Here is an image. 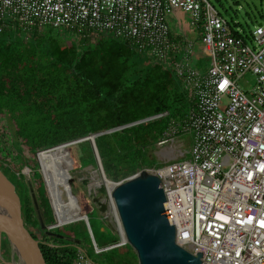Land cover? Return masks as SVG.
I'll return each mask as SVG.
<instances>
[{"label":"trees","instance_id":"obj_1","mask_svg":"<svg viewBox=\"0 0 264 264\" xmlns=\"http://www.w3.org/2000/svg\"><path fill=\"white\" fill-rule=\"evenodd\" d=\"M198 28L202 32V26ZM232 31L237 38L252 41V29L239 31L235 23ZM172 33L171 26L173 39ZM174 42L177 45L162 62L139 51L133 42L109 33L24 25L13 18L0 30V168L17 187L26 226L40 241L47 264H87L79 259L85 237L73 228L78 222L86 224L84 219L50 229L64 237L49 234L46 229L57 223V214L61 222L85 215L83 209L91 215L87 203L76 208L78 216L67 217V201L60 202L53 180L56 174L69 180L74 165L97 164V159L89 141L41 153L54 208L42 170L38 169L37 153L161 114L96 137L105 173L113 181L161 166L151 148L167 136L172 126L182 132L184 120L195 107L192 87L173 67L182 58L184 44L179 45L182 39ZM196 67L204 68L199 63ZM73 148H80L83 154L72 156ZM25 167L31 172H23ZM30 182L45 229L41 228ZM73 200L80 204V197L73 196ZM93 234L99 248L115 244L119 238L99 236L94 228ZM123 246L126 250L121 252ZM10 248L4 234V257H9ZM86 254L94 264H138L137 254L128 243L99 253L102 260Z\"/></svg>","mask_w":264,"mask_h":264},{"label":"built area","instance_id":"obj_2","mask_svg":"<svg viewBox=\"0 0 264 264\" xmlns=\"http://www.w3.org/2000/svg\"><path fill=\"white\" fill-rule=\"evenodd\" d=\"M177 10L202 26L210 65L206 72L193 67L194 42L179 43L182 58L173 67L195 97L181 126L191 135L190 158L149 171L162 179L177 242L202 252L203 264H264L263 23L245 42L232 31L236 22L229 23L210 0H0V30L13 18L24 25L109 33L163 62L177 45L170 25ZM247 73L256 77L250 90L239 85ZM168 134L159 145L171 140ZM79 259L94 264L81 249Z\"/></svg>","mask_w":264,"mask_h":264},{"label":"water","instance_id":"obj_3","mask_svg":"<svg viewBox=\"0 0 264 264\" xmlns=\"http://www.w3.org/2000/svg\"><path fill=\"white\" fill-rule=\"evenodd\" d=\"M261 24L262 23H259V25ZM160 115L161 114L153 115L99 133H90L85 137L39 151L37 155L42 167L40 158L41 153L82 141H90L102 176L100 185H104L107 188V198L115 205V210L120 218L123 234L125 235V242L130 244L136 252L138 264H203L202 252L194 254L180 245L176 240V226L172 224L167 217L165 209L167 196L164 188L161 186L162 179L159 175L150 172L149 169H142L126 180L113 181L107 177L102 164V159L96 143L97 136L112 133L124 129L125 127L157 118ZM108 183L112 187L111 190L108 188ZM29 184L33 201L41 221V228L45 229L47 226L44 223L38 200L33 192L34 188L31 182ZM94 199L97 201V198ZM99 204L102 206L101 209L105 211L106 204L103 202H99ZM53 206L55 207L54 203ZM81 219H84L88 224L94 248L98 253L120 244L117 243L106 248H99L92 233L89 217L84 215ZM71 221L73 220L67 222ZM67 222L58 220L57 223L50 227L59 226ZM47 233L64 237V235L50 230H47ZM4 234L11 247L10 261L1 253V240ZM74 241L80 243L79 239H75ZM80 249L86 252L83 247H80ZM0 264H47L40 247V241L34 238L26 226L22 212L21 197L17 191V187L1 168Z\"/></svg>","mask_w":264,"mask_h":264},{"label":"rangeland","instance_id":"obj_4","mask_svg":"<svg viewBox=\"0 0 264 264\" xmlns=\"http://www.w3.org/2000/svg\"><path fill=\"white\" fill-rule=\"evenodd\" d=\"M210 2L215 6V8L221 13V15L229 23L236 22L237 28L240 30L241 28L245 29L246 31H249L250 29L254 30L259 23L264 24V0H210ZM170 22L172 23L173 28H175V26H178L180 28V32L183 36L181 39L183 42H188V41L194 42V52L191 57V65L195 68H198L196 67V63H199V65L201 64L202 67H204L201 71L205 72V67L208 69L210 65V59L207 53L204 51L205 45L202 42L203 33L201 32V30L200 31L198 30L199 28L197 26L191 25L190 14L184 10H177L175 13L171 15ZM173 28H172V32L174 34ZM255 84H256V77L252 73H247L246 75H244L239 79L240 87H242L245 90L248 89L250 90L251 88H253V86H255ZM224 103H227V99L224 100ZM174 131H176V133L173 134ZM168 136L171 137L170 138L171 140L167 144L159 145L157 143L154 147L151 148V154L156 156V158L162 163L161 166L165 165L170 160L189 159L190 154L188 153V150L191 146L190 133L185 131L179 132L176 126H172L171 129L169 130ZM76 144H71V145H76ZM61 148H65V147H61ZM3 149H6V146H4ZM180 151H182L184 155ZM81 152L82 151L80 150V148H73L70 153L72 154V156L78 157ZM36 158L38 160L37 163L38 169H41L42 167L38 155L36 156ZM74 164H81V163H74ZM73 167H75V170L73 169L71 171V177L69 180L65 181L64 178L62 179L60 175L57 174L54 175V180H53L54 184L58 187L60 202L62 203L63 200L67 201L66 203L67 205L65 204L66 208L68 209L66 212V216L67 217L78 216L79 211L78 209L76 210V208H80V205L83 204L85 206L88 203L87 209L89 211H93V217L90 216L91 217L90 223L92 224L94 230L96 232H100L102 229H105V231L108 233L109 229L107 228L106 221L102 219V213H98L95 210L100 205L99 202H103L106 204L105 212L107 217L109 218L108 222L110 226L115 229L116 227L115 224L116 222L119 223L120 218L118 217L119 218L118 221L117 219L118 214L117 211L115 210V205L112 202H110L107 198L106 187L104 185H100L102 176L99 171L98 165L95 163H88L83 166L74 165ZM23 172L30 173L31 171L28 167H25ZM74 187L76 188L74 189ZM73 196L80 197L81 200L80 204H78L79 202H76V200H73ZM87 198L89 199V201L87 200ZM94 198H97V203L93 201ZM83 211L84 214L86 215L84 209ZM73 228L78 233H81L85 237L82 242V247L91 255H93V252L95 251L93 257L97 258L98 260H102L103 258L94 248L93 240H92V244L90 243V239H92V235L90 229L88 228V224L87 223L84 224L83 222H78L73 226ZM87 234H89L91 237L89 238L88 236H86ZM104 236H109V235L104 234ZM117 243H125V235L123 234V228L120 231V235L119 238L117 239L116 244ZM125 250H126V246L120 248L121 252H124ZM1 253L3 255L2 250ZM5 258L9 261L11 260V248H10L9 257L5 256Z\"/></svg>","mask_w":264,"mask_h":264},{"label":"flooded vegetation","instance_id":"obj_5","mask_svg":"<svg viewBox=\"0 0 264 264\" xmlns=\"http://www.w3.org/2000/svg\"><path fill=\"white\" fill-rule=\"evenodd\" d=\"M107 189V188H106ZM107 193H108V191H107ZM94 202H96L97 203V201H95V199L93 200ZM101 205H99L98 207H97V209H95L96 210V212H98V213H102V219L104 220V221H106V224H107V228L109 229V231H108V233L105 231V229H102L100 232H97V234L99 235V236H104V234H106V235H109V236H107V237H111V236H113V235H120V231L122 230V226H121V224H120V221H119V218H118V216H117V219H118V221H119V223H117L116 222V227H115V229L114 228H112L111 226H110V224H109V218L107 217V215H106V212L105 211H103L102 209H101ZM106 210V209H105ZM91 212V215H88V214H86L88 217H89V222L91 221V217L90 216H92L93 217V211H90ZM82 216H84V215H82ZM81 216V217H82ZM81 217H79V218H75V219H72L73 221L74 220H79V219H81ZM68 223V222H67ZM90 225H91V223H90ZM116 228H117V230H116ZM51 229V227L50 228H47L46 230H50ZM91 229H93L92 228V226H91ZM115 230V231H114ZM51 231V230H50ZM92 233H93V230H92ZM111 235H110V234ZM93 236H94V234H93ZM126 243V242H125ZM125 243H118L119 245H117V246H122L123 244H125ZM116 244V243H115ZM98 245V244H97ZM113 245V244H112ZM110 246V245H109ZM106 247H108V246H106ZM106 247H103V248H106ZM106 250H108V249H106ZM106 250H104V251H106ZM86 253V252H85ZM87 255V254H86ZM87 257H88V255H87ZM89 258V257H88ZM90 259V258H89ZM138 259V258H137Z\"/></svg>","mask_w":264,"mask_h":264},{"label":"bare ground","instance_id":"obj_6","mask_svg":"<svg viewBox=\"0 0 264 264\" xmlns=\"http://www.w3.org/2000/svg\"><path fill=\"white\" fill-rule=\"evenodd\" d=\"M40 158H41V154H40ZM42 173H43V176H45L44 179H45L46 184H47V189H48V191H49L50 198H52L51 200L53 201V203H54V205H55L54 197H53V195H52V191H51V188H50V184H49V182H48L47 174H46V171H45L43 165H42ZM107 185H108V188L111 190V188H112L111 185H110L109 183H108ZM109 186H110V187H109ZM54 208H56V205H55ZM57 216H58V220H60V215L57 214ZM66 222H67V221H66Z\"/></svg>","mask_w":264,"mask_h":264},{"label":"crops","instance_id":"obj_7","mask_svg":"<svg viewBox=\"0 0 264 264\" xmlns=\"http://www.w3.org/2000/svg\"><path fill=\"white\" fill-rule=\"evenodd\" d=\"M171 26H172V23H171ZM173 31H174V34L172 33L173 34V39L174 40H177L179 42V40L183 37L182 34H181V32H180V28L178 26H175V28H173ZM204 51L206 52V48H204ZM206 71H207V68L205 67V72ZM194 100H195V97H194Z\"/></svg>","mask_w":264,"mask_h":264}]
</instances>
